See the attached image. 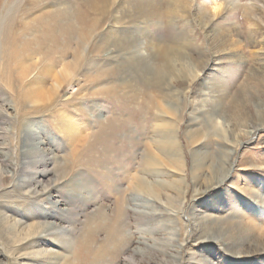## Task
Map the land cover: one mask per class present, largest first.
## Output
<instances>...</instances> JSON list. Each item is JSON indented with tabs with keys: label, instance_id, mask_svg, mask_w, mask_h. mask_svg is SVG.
<instances>
[{
	"label": "rangeland",
	"instance_id": "374dc122",
	"mask_svg": "<svg viewBox=\"0 0 264 264\" xmlns=\"http://www.w3.org/2000/svg\"><path fill=\"white\" fill-rule=\"evenodd\" d=\"M82 1L0 0V264H264V0Z\"/></svg>",
	"mask_w": 264,
	"mask_h": 264
},
{
	"label": "bare ground",
	"instance_id": "6f19581e",
	"mask_svg": "<svg viewBox=\"0 0 264 264\" xmlns=\"http://www.w3.org/2000/svg\"><path fill=\"white\" fill-rule=\"evenodd\" d=\"M84 1H82V3L86 7L85 13H78V12L72 11V10H65V11L61 12L62 17L59 18L57 21H55L54 25H52V26L49 25L46 27V31H47L46 35L49 38L51 37V41L57 42L60 39L64 40L65 38H67V40H71L73 37H76L77 42L79 44V47L82 49L83 43H85V41L87 42V40L92 39L96 35V32L99 30V27H100V22L103 21V19L106 17V14H108V12H110L109 9L111 6V1L110 0H84ZM181 1L185 2L186 5H189V6L192 5L194 2V0H148V2H146L147 7H148L147 10L151 11V10H155V8L157 10L158 8L163 7V10L167 11L168 15H170L172 6L176 4L177 6L175 5V9L178 8V5H179V3H181ZM212 1L215 4L214 9H213L214 13L212 15H209V17H207L208 12H204V13L201 12L202 16L200 15L201 17L199 16L197 19L203 28H205V29L210 28V30L208 31L209 32L208 33L209 38L216 39V38H219V37H216L219 34V31H217L215 27H211V25H212V21L214 19H216L218 16H220L219 13L221 11L220 10L221 7L216 4V0H212ZM237 2H238L237 0H233L230 4L233 7V6H236ZM77 13H78V15H77ZM58 34L62 38L58 39L57 38ZM53 36H55L54 39L52 38ZM219 36H220V34H219ZM223 36L224 35H222V37ZM228 41H226V39H225V40H222L221 43L222 44L224 43V46H225V45H227L226 43H229ZM217 44H219V43H217ZM232 44H233V42H232ZM179 50H180V48H179ZM182 50H183V48H182ZM217 53H219V52H217ZM233 58H235V59L238 58V55H234ZM180 60H181V57L180 58L179 57H171L169 55L166 56V59L162 62L160 69L157 70L156 74L152 75L153 77H151L154 87H156L157 89H160L162 87V85H164V83H166L165 79L167 78V75L172 76L173 73H174V75L175 74L177 75V73L179 75H181V74H183L182 71L185 72V70H186V72L187 71L191 72V69L193 68L192 62H188L187 68L184 67L185 70H183L182 67H181V69L177 68V64L179 63ZM182 61H185V60L183 59ZM255 71H257V70H255ZM198 74H199V72H198ZM190 75H192V74L190 73ZM61 76H63V75H61ZM257 116L259 118L263 119V121H264V109L258 111ZM260 127L261 128L264 127V124L262 126L260 125ZM258 130H259V126L250 129L247 133L248 138L252 137ZM169 151H171V150H169ZM222 157L226 158L225 155H222ZM148 159H150V158H148ZM151 159H152V157H151ZM150 162H152V161H150ZM149 186H150V184H149ZM149 186L146 183H139L137 187H138L140 192H149L151 190V188ZM39 236L41 237V239L42 238L45 239V233L44 232L41 233V235H39ZM257 241H258V239H257ZM45 242H47V244H49V245H52L51 241H49V240L45 239Z\"/></svg>",
	"mask_w": 264,
	"mask_h": 264
}]
</instances>
